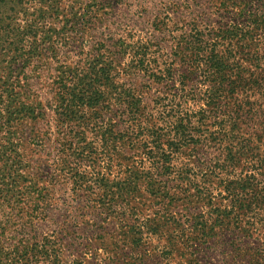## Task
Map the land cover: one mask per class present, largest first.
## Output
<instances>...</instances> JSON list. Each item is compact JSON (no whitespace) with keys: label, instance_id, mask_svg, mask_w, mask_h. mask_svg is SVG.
<instances>
[{"label":"trees","instance_id":"obj_1","mask_svg":"<svg viewBox=\"0 0 264 264\" xmlns=\"http://www.w3.org/2000/svg\"><path fill=\"white\" fill-rule=\"evenodd\" d=\"M195 2L203 17L186 24L175 44L174 72L166 68L177 83V95L162 104L170 128L147 129L143 142L153 170L146 178L150 192L186 207L172 220L173 230H164L169 222H146L148 237L158 240L148 248L143 237V264H264V0ZM3 48L5 54L16 50ZM88 61H54L58 124L51 136L61 146L66 121L110 108L112 62L100 55ZM0 82V264H81L63 258L62 238L35 230L51 207L50 190L25 173L12 122L38 119L42 103L26 102L22 80L12 83L16 92ZM170 132L171 149H164L161 140ZM154 174L175 175L178 185ZM108 182L96 179L99 204L107 191L114 197L127 192L122 183Z\"/></svg>","mask_w":264,"mask_h":264},{"label":"rangeland","instance_id":"obj_2","mask_svg":"<svg viewBox=\"0 0 264 264\" xmlns=\"http://www.w3.org/2000/svg\"><path fill=\"white\" fill-rule=\"evenodd\" d=\"M201 12L195 0H0V80H7L14 92L18 86L12 83L22 80L26 102L42 103L38 119L12 122L25 173L50 190L51 207L46 219L35 222V230L39 236L62 238L68 261L143 264V237L148 248L158 240L148 237L146 222H169L164 230L170 231L172 220L182 218L185 205L150 192L146 178L153 170L143 142L147 129L170 128L163 122L168 113L162 104L177 95V83L166 68L175 69L178 37L186 24L203 17ZM2 47L16 50L5 54ZM98 55L112 62L106 89L110 108L95 115L88 110L80 122L66 121L67 139L61 146L51 136L58 124L52 108L54 61L80 64ZM102 114L107 117L100 118ZM173 137L170 132L161 147L171 149ZM185 157L187 153L174 165ZM154 175L178 185L175 175ZM101 177L109 184L122 183L125 196L107 191L99 204L95 187Z\"/></svg>","mask_w":264,"mask_h":264}]
</instances>
